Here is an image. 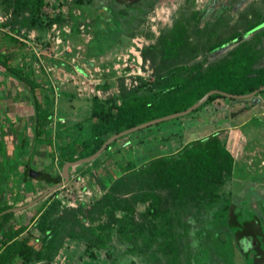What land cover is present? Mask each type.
Returning a JSON list of instances; mask_svg holds the SVG:
<instances>
[{"label": "trees", "instance_id": "16d2710c", "mask_svg": "<svg viewBox=\"0 0 264 264\" xmlns=\"http://www.w3.org/2000/svg\"><path fill=\"white\" fill-rule=\"evenodd\" d=\"M120 11L121 14L126 12L124 9ZM0 14L8 15L0 22V27L12 39L11 33L26 35L31 29L40 31L68 21L66 14L53 8L48 0H0ZM190 20V17L176 20L169 29L158 35L155 42L143 47L142 58L149 60L153 68L152 80L140 79L136 87L123 89L118 95L105 100L97 94L92 95L85 125L77 123L80 130L60 147L62 165L93 154L115 133L186 109L210 90L220 92L209 95L189 114L206 108L216 99H223L226 103L236 100L221 92L241 95L264 85V26L250 33L264 21V14L260 10L248 8L242 11L238 23L226 33L215 25L210 29L193 28ZM249 34H252L251 37L244 39ZM234 43L236 45L226 57L216 62L206 61L208 53ZM200 56L201 60L198 59ZM12 61V52L0 49V65L4 75L21 83L31 96L33 141L47 137L53 115L52 98L46 94L40 99L36 92L39 83L31 78L29 67L18 66ZM0 93V97L6 96L5 89ZM258 94H264V90ZM244 110L246 108L235 109L232 111L233 117ZM5 119L10 123V116L6 114ZM180 119L177 117V122L170 125L173 128L169 131L175 132L177 140L171 152L159 154L153 159L143 158L141 162H148V165H141L137 161L132 167L128 166L108 183L104 193L92 203H79L76 207L64 205L54 197V190L39 205L37 216L32 219V229L26 234H23L27 228L25 225H18L14 229L12 225L4 226L12 212L0 215V227L5 229L0 240V264H16L32 259L50 261L66 238L84 241L92 254L104 251L117 264L123 261L133 263L135 258L132 255L143 260L142 252L161 239L160 250L169 255L168 264H182L183 257L184 264H189V239L186 238L184 242L182 237L201 234L207 231L206 226L214 225L213 222L205 224L210 219L205 212H210V217L213 215L214 219L216 214L213 212L227 209L222 203L221 191L233 174L234 157L211 127L196 125L185 128ZM236 124L234 121L233 125ZM244 126L242 130L245 135L250 138L257 136ZM204 132H208V135H203ZM116 140L103 151L111 149ZM27 142L23 125L17 133L13 153L8 157L0 128V191L2 189L5 193L3 201H0V212L10 207L7 204V178L19 172L18 166L26 154ZM97 160L98 156L81 165L93 164ZM41 172L45 176L32 178L44 181L50 187L62 179L60 173ZM28 177L25 169L22 180ZM146 200L151 205L135 215V206ZM186 207L195 210L184 211ZM117 209L126 210L125 215H115ZM103 215L106 218L101 223L99 221ZM196 215L201 217L197 218ZM125 220L133 225V236L137 240L142 237V244L135 246L128 239L119 242L111 238L113 225L116 223L120 229ZM31 237L34 243L30 242ZM185 252L186 256H183ZM102 264L109 263L103 261Z\"/></svg>", "mask_w": 264, "mask_h": 264}, {"label": "rangeland", "instance_id": "374dc122", "mask_svg": "<svg viewBox=\"0 0 264 264\" xmlns=\"http://www.w3.org/2000/svg\"><path fill=\"white\" fill-rule=\"evenodd\" d=\"M115 1L118 5L120 2L125 3L130 0ZM48 2L53 8L66 14L68 21L56 24V28L51 25L40 31L31 29L26 35L11 33L14 40L8 38L5 30L0 27V49H9L12 52L13 63L24 68L29 67L31 78L39 83L36 89L39 98L43 99L48 94L52 98L53 114L61 115L65 121L58 123L52 119L48 136L33 141L30 127L33 122L32 99L23 85L16 81L13 84L9 83L8 95L0 102V110L2 107L11 121L8 123L2 120L0 124L8 157L13 152L17 133L24 125L28 142L23 160H27L32 169L51 174L61 173L60 147L80 130L77 123L85 125L93 94L105 100L118 95L123 89L136 87L140 79L144 81L153 79L150 61L143 60L142 53L141 64L137 61L135 50L138 48L135 42L142 44V51L143 47L155 42L162 31L169 29L182 17H190L193 28L210 29L215 25L222 33H226L230 27L238 23L241 12L246 9L260 10L264 14V0H155L149 9L126 11L125 14H121L117 5L108 3L109 0L91 2L48 0ZM251 35H246L244 39H249ZM262 40L264 41V37ZM235 45L236 43L208 53L206 61L221 60ZM198 59L201 60L202 57ZM139 65L141 72L135 74ZM134 80L138 81L137 84ZM211 105L182 116L181 125L185 128L193 127L210 118V122L215 126L222 117L231 115L240 104H231V108L225 100L216 99ZM173 122H177L176 118L141 128L136 134L129 133L131 134L129 137L117 139L111 149L102 151L95 163L71 166L69 179L56 189L54 197L70 207H76L79 203L84 205L92 203L104 193L108 183L121 175L128 166L132 167L137 161L141 165H148V162L145 164L141 162L143 158L153 159L159 154L171 152L177 141L175 132L169 131L173 128L170 126ZM244 127L253 135L264 133V124L256 117H252ZM203 135H208V132H204ZM220 139L222 140L221 137ZM261 139L264 140V137ZM16 177L7 178L8 189L14 188V191L18 189L20 183L14 184ZM229 179L231 178L226 181V186L230 183ZM13 184L15 186L12 187ZM49 187L44 181L28 178L26 183L19 187V194L14 201L10 200V203L16 206L29 203ZM48 195L31 206L17 209L4 226L12 225L14 229L22 224L27 227L23 234L29 232L32 229V219L37 216L39 205ZM1 197L2 192L0 199ZM245 198H248V193ZM149 205H151L149 200L138 203L135 206V215L147 210ZM188 210L195 208H184V211ZM114 213L123 216L126 210L117 209ZM128 215H131L130 212ZM105 218L106 216L103 215L99 222L102 223ZM195 223L197 225L198 221ZM132 226L125 220L118 229L115 223L111 229V238L118 239L119 242L128 239L135 246L142 244L144 242L142 237L137 240L133 236ZM145 233L147 234V231ZM182 238L186 242L189 236ZM223 238L224 236L220 239L222 242H217L219 246L215 254L218 259L224 264H244L241 253L231 242ZM30 242H35L33 237L30 238ZM214 242L212 240L213 244ZM160 246H162L161 239L159 242L154 241L150 249L142 252L143 260L132 255L135 258L133 263L123 261L121 264H168L169 255L163 253ZM92 253L91 248L84 241L66 238L52 260L32 259L16 264H102L103 261L117 264L102 250L97 252V255ZM208 253L206 250L203 251L204 255L208 256ZM183 256H186V252ZM181 260L180 263L184 264L185 257Z\"/></svg>", "mask_w": 264, "mask_h": 264}, {"label": "flooded vegetation", "instance_id": "af4514ba", "mask_svg": "<svg viewBox=\"0 0 264 264\" xmlns=\"http://www.w3.org/2000/svg\"><path fill=\"white\" fill-rule=\"evenodd\" d=\"M153 1L155 0H130L125 3L120 2L117 5L115 0H109L108 3L112 5L115 4V6L117 5L118 10L124 9L126 11H138L149 9L152 6ZM20 167L21 170H19ZM29 168L31 167L27 160H23L19 164V172L16 175L17 177L14 176L16 177L14 184L19 182L20 187L26 183L28 178L34 180V178L28 174ZM25 169L29 177L20 182ZM14 184L12 187L15 186ZM19 187L15 191L14 188L7 190V204H9L10 207L6 210L17 207H22L19 209H23L25 205L31 206L33 203H36L34 202L35 199L21 206H16L14 203H10V200L14 201L15 197L19 194ZM262 191L263 189L261 187L253 188L246 183L238 188H233L231 185H227L221 191L222 203L225 204L227 209L213 212L216 214L214 215V219L212 218L213 215L210 217V212H205V215L210 218L205 221V224L207 222H213L214 224L212 226L205 225L206 230L209 233L206 231L201 234L197 233L195 235H188L189 264H216L217 262L224 264L215 254L217 250L216 248L219 246L217 245V242H220V239L223 236V239L231 242L234 247H236L237 251L241 253L244 264H264V191ZM0 192H2V197L0 199L2 202L5 193L2 189ZM247 193L248 198L246 199L245 195ZM16 211L17 209L5 212H12L13 214L11 217H13ZM4 230L3 227H0V240H2ZM212 240L215 241L214 244L212 243ZM204 250L209 252L208 256L203 254Z\"/></svg>", "mask_w": 264, "mask_h": 264}, {"label": "crops", "instance_id": "0c3cea01", "mask_svg": "<svg viewBox=\"0 0 264 264\" xmlns=\"http://www.w3.org/2000/svg\"><path fill=\"white\" fill-rule=\"evenodd\" d=\"M2 50L7 51L4 50V48ZM14 82H16L15 79L4 75L3 67L0 65V91L5 89L6 92V96L4 98L0 97V102L3 101L8 95L9 83L13 84ZM258 96L261 97V101H259L257 104L249 105L247 107L245 106L244 102L227 103L230 104L231 108V104H240L237 106V109L246 108L244 112L235 117H233L232 114H229V116H224L215 126L212 124V122H210V118L207 121H204L202 124H199L206 127L209 126L213 131L219 133L223 143L233 155L234 170L229 183V185H231L233 188H235V186L238 188L246 183L253 188L261 187L264 191V140L261 139L264 137V133H258L257 136L250 138L249 136L245 135L242 130V127L245 125V123L249 122L252 117L259 118L264 124V94H258ZM209 106L211 107L212 105ZM1 110L0 122L2 120L6 121L5 115L7 113H4V109H2V107ZM234 121H236L238 124L233 125Z\"/></svg>", "mask_w": 264, "mask_h": 264}, {"label": "water", "instance_id": "95a60500", "mask_svg": "<svg viewBox=\"0 0 264 264\" xmlns=\"http://www.w3.org/2000/svg\"><path fill=\"white\" fill-rule=\"evenodd\" d=\"M263 26H264V21L262 23H260L258 26H256L255 28H253L250 31V33H252L253 31H255V30H257V29H259V28H261ZM262 90H264V85L260 86L259 88L255 89L254 91H252L250 93H247V94L236 95V94H228V93H225V92H221V93L223 95L227 96V97H233V98L236 99L235 101L230 102V103L244 102L245 106L247 107L249 105L257 104L259 101H261V97L258 96V93L260 91H262ZM216 92H220V91H218V90H210V91H208L201 98H199L195 103H193L191 106L187 107L186 109H184L182 111H178V112H174V113H171V114H168V115L157 117V118L142 122L140 124H137V125H135L133 127L127 128L125 130H122V131H120L118 133H115V134L111 135L101 145V147L96 152H94L93 154H91V155H89L87 157L80 158V159L75 160V161L65 162L62 165L61 173H60V175L62 177V180L60 182L52 185L51 187H49L44 193H42L40 196H38L35 199L34 202H37V201L43 199L45 196L50 194L52 191L56 190L60 186H63L65 184V182L69 179V168L71 166L79 165V164H82V163L91 162L97 156H99V154L105 149V147L108 144H110L113 140L118 139L119 137H122L124 135L129 134V133H132L134 131H137V130H139L141 128L147 127L149 125H152V124H155V123H158V122H161V121L170 120V119H173V118L185 116V115L189 114L192 110L196 109L199 105H201L209 97V95H211L213 93H216ZM28 174L31 177H43V176H45V174H43L41 171L35 170V169H32V168H29ZM26 206L27 205H25L24 207H26ZM19 208H22V207L11 208L9 210H14V209H19ZM9 210H5V211H9ZM4 212H1L0 214H2Z\"/></svg>", "mask_w": 264, "mask_h": 264}, {"label": "built area", "instance_id": "2783aa9c", "mask_svg": "<svg viewBox=\"0 0 264 264\" xmlns=\"http://www.w3.org/2000/svg\"><path fill=\"white\" fill-rule=\"evenodd\" d=\"M7 16L8 15H1L0 16V22L4 21L7 18ZM52 26H53V28H56L57 25L53 24ZM134 42H135V40H134ZM135 44H136V46L138 48L137 50H135V55L137 57V61L139 62V64H141V48H142V44L136 43V42H135ZM35 53L38 55V52L35 51ZM140 70H141V68H140V65H139L138 71L135 74H140V72H141ZM137 82H138L137 80H134V83L137 84ZM52 119H53L54 122H58V121L64 122L65 121L64 117H60L56 113H54L52 115Z\"/></svg>", "mask_w": 264, "mask_h": 264}]
</instances>
